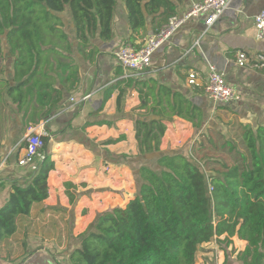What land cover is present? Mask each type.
<instances>
[{
    "label": "trees",
    "instance_id": "16d2710c",
    "mask_svg": "<svg viewBox=\"0 0 264 264\" xmlns=\"http://www.w3.org/2000/svg\"><path fill=\"white\" fill-rule=\"evenodd\" d=\"M121 1L123 44L138 49L176 13L179 0ZM117 7L118 0H0V91L24 115L32 104V115L46 110L43 116H50L63 96L55 85L70 91L78 82L73 54L88 61L98 54L94 40H111ZM8 59L6 76L2 62ZM121 82L138 91L139 108L150 115L134 121V138L139 156L155 158L154 164L139 167L134 198L98 213L78 235L69 264H195L201 246L220 236L246 242L236 251L239 264H264V115L261 122L240 125L243 148L225 139L222 147L232 160L219 169L197 156L202 142L187 155L160 150L166 122L179 117L198 129L205 121L200 107L165 86L155 92L150 81ZM41 139L42 158L23 182L11 183L0 207V241L15 232L18 216L47 197L54 161L45 151L48 136Z\"/></svg>",
    "mask_w": 264,
    "mask_h": 264
},
{
    "label": "crops",
    "instance_id": "0c3cea01",
    "mask_svg": "<svg viewBox=\"0 0 264 264\" xmlns=\"http://www.w3.org/2000/svg\"><path fill=\"white\" fill-rule=\"evenodd\" d=\"M192 1L176 2V13L187 9ZM261 9L264 0H234L210 26L201 16L188 20L154 51L150 65L135 76L139 81H150L155 92L165 86L181 93L204 113L205 121L198 129L179 117L167 121L160 142L162 153L187 155L192 146L199 145L200 136L211 141L212 131L233 138L235 133L227 126L230 119L261 122L264 69L240 67L235 62L238 50L264 54V38L259 39L253 27V16ZM112 27L111 40H94L98 54L91 61L73 54L79 68L78 82L70 91L55 85L63 96L50 116H43L46 110H35L32 115V104L24 115V110L18 111L0 91V207L9 196L11 183L23 182L26 173L42 158L40 155L28 166L17 164L23 153L21 139L29 124H42L48 136L45 151L54 161L47 176V197L33 203L29 214L18 216L15 232L0 241V264H69V254L78 246V235L98 213L124 207L134 198L139 167L154 164L155 158L139 156L134 138V121L150 115L139 108L138 91L124 87L123 70L114 57L127 35L121 0ZM10 62H2L6 76ZM209 64L217 67L239 93L238 101L219 104L207 98L204 85ZM191 69L200 74L199 86L187 83ZM102 120L110 124L99 123ZM232 238L246 245L244 240Z\"/></svg>",
    "mask_w": 264,
    "mask_h": 264
},
{
    "label": "built area",
    "instance_id": "2783aa9c",
    "mask_svg": "<svg viewBox=\"0 0 264 264\" xmlns=\"http://www.w3.org/2000/svg\"><path fill=\"white\" fill-rule=\"evenodd\" d=\"M230 1L193 0L187 9L172 15L158 32L148 36L138 49L129 44H122L114 52V57L123 70V77H135L138 73L144 71L150 65L154 51L188 20L201 16L206 26L212 25L224 13ZM253 27L256 31V36L259 39H263L264 9L259 10L253 16ZM235 62L240 67L249 65L264 69V54L238 50ZM207 76V81L204 85V93L207 98L215 103H230L240 99L239 93L226 82L224 74L218 71L214 65H208ZM199 77V72L191 69L187 73V83L190 86H199ZM46 135L41 123L28 125L26 133L21 139L23 153L17 160L19 166H28L35 161L43 146L41 137ZM208 189L211 192L213 187L208 184Z\"/></svg>",
    "mask_w": 264,
    "mask_h": 264
},
{
    "label": "rangeland",
    "instance_id": "374dc122",
    "mask_svg": "<svg viewBox=\"0 0 264 264\" xmlns=\"http://www.w3.org/2000/svg\"><path fill=\"white\" fill-rule=\"evenodd\" d=\"M233 2L234 0H231L228 3L224 12L230 9ZM217 70L219 71L218 68ZM248 123L249 122L247 121L244 123V122H237L231 119L228 120L227 122V126L230 128L231 131L233 129L235 133L233 135L234 140L237 141L238 146H240L241 148H243V146L241 145L242 142L240 139V125L248 124ZM211 134H212L210 136V138L212 139L211 141L208 139L207 136L199 137L200 142H202L203 149L202 151L199 152V155L197 156L203 155L204 157H206L204 158V160H210L211 162H213L214 167L222 169L221 166L222 164L219 163L221 162L224 163L232 160L231 156L228 155L227 153L226 150L227 147L226 146L222 147V143H224L226 137L223 136L220 132L215 133L214 131H212ZM218 134H220L222 138H220ZM42 153L43 151L41 150L36 158L42 155ZM231 238L232 237L220 236L212 239L210 242L205 244L203 248L200 251H198L195 264H239L236 261V251L241 250L243 244L239 241H236V239L234 238L231 239Z\"/></svg>",
    "mask_w": 264,
    "mask_h": 264
}]
</instances>
